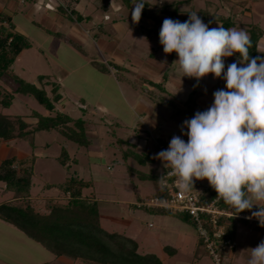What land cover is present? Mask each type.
Here are the masks:
<instances>
[{"label":"rangeland","instance_id":"374dc122","mask_svg":"<svg viewBox=\"0 0 264 264\" xmlns=\"http://www.w3.org/2000/svg\"><path fill=\"white\" fill-rule=\"evenodd\" d=\"M48 1L46 8L39 7L31 19L20 12L14 15L13 24L20 25L28 39L39 47L31 44L24 49L11 70L28 82L37 83V76L41 74L57 81L66 99L54 103L55 109L73 118L83 115L82 118L88 119L91 123L88 128L90 143L86 148L77 147L57 131H38L32 137L0 141V159L14 155L17 158L33 156L30 201L40 211L44 210L47 198L58 197L55 185L75 172L92 182L83 193L94 194L99 225L103 230L134 239L139 253L154 254L160 264H194L193 249L197 240L199 252L204 253L201 264H213L204 245L198 243L199 237L190 223L175 213L138 207L154 194L157 178L163 172L162 162L154 158L155 154L165 146L167 148L170 138L180 135L181 122L191 118L186 113H176L175 110H181L182 106L177 99L183 101L185 94L197 83L195 78L181 77L180 90L174 93L178 87L173 86V82H164L162 72L179 76L175 52L165 54L160 47L150 56L151 49L157 44L156 37L146 38L136 26L149 28L151 33L159 30L162 20L169 15L157 10L156 6L172 0H147L148 16L140 17L136 23L130 15L134 5L127 8L120 0H80L74 15L66 10L65 1ZM30 5L20 3V8L27 10ZM177 9L174 19L181 22L187 19L188 12L194 11L199 16V9H206L210 17L213 11L218 16L230 15L234 20L232 28L246 30L247 24L257 23L264 30V0H181ZM77 14L81 15V20H76ZM215 23L210 28L217 27L219 23ZM258 50H264V35L258 41ZM91 60L112 61L121 68L118 73L112 67L113 72H103L96 69ZM147 80L162 82L163 88H173L169 91L176 96L150 87ZM198 82L202 92L210 87L224 86V82L207 74ZM9 84L8 79L4 82L0 77V85L6 91L11 90ZM45 88L49 91L50 86ZM141 99L166 118L157 117L155 110H146ZM32 111L48 114L32 96L22 94H13L11 104L3 109V113L20 115L28 122L35 120L29 117ZM145 111L152 113L158 123L154 129L145 128L139 122L141 115L146 116ZM174 112L177 116L172 115ZM136 135L140 137L141 146ZM181 138L187 139L186 136ZM160 139L165 142L163 145L159 143ZM62 146L77 160L68 171L55 158ZM46 182L52 185L45 187ZM9 200L11 194L0 190V202ZM254 224L247 220L236 225V248L244 251L241 256L245 260L249 248L264 237V227H254ZM165 244L170 247L163 250ZM170 248H174V254ZM44 261L71 264L67 258L55 257L39 243L0 220V264H40Z\"/></svg>","mask_w":264,"mask_h":264},{"label":"trees","instance_id":"16d2710c","mask_svg":"<svg viewBox=\"0 0 264 264\" xmlns=\"http://www.w3.org/2000/svg\"><path fill=\"white\" fill-rule=\"evenodd\" d=\"M37 0H22L23 3H35ZM65 1V8L70 15H74L75 5L80 0H62ZM133 0H120L122 6L130 8ZM181 3L172 0L169 3L157 5L156 9L165 12L169 18L174 19L178 14L177 6ZM168 6H172L167 9ZM147 4L141 10L140 17L147 15ZM201 20L211 25L218 22L225 28L232 27L234 20L230 15L218 16L213 11L211 17L206 9H199ZM156 20V17H152ZM76 20H81V15H76ZM114 21V19H112ZM146 38L156 37L157 44L153 47V56L155 52L162 47L158 43V30L151 33V29L142 25H136ZM249 32L253 47L249 49V56H264V50H258V41L264 35V30L257 23H249L245 27ZM31 46L30 40L22 33L15 30L11 15L5 13L0 8V77L8 79L13 85L10 91H6L0 85V141H7L15 138L32 137L35 132L54 130L61 134L65 139L72 141L77 147H88L90 138L88 137L89 126L88 119L77 117L73 118L64 111L55 109L54 103L59 102L61 94L60 85L57 81H52L47 75H38L37 83L28 82L17 75L12 70V64L18 54ZM238 54L224 58L225 66L236 60ZM99 62L91 60L90 63L98 70L111 73V67L114 72H119L120 65L105 61ZM168 73L162 72V79L165 80ZM207 75L212 76L211 73ZM222 81L220 78H216ZM201 80V78L199 79ZM49 85V91L45 86ZM150 87L158 88L163 91L162 82L149 81ZM215 85V84H214ZM213 85V86H214ZM199 82L194 84L192 90L186 98L180 103L183 105L181 111L190 116L193 115L195 107L197 111L204 109L196 105V98L200 94L198 89ZM215 87V86H214ZM220 89V88H218ZM13 94H22L32 96L36 102L42 105L48 114L43 115L32 111L29 117L34 118L33 122L26 121L20 115H8L3 113V109L9 107L12 102ZM87 133V134H86ZM120 140V139H118ZM163 145V143H161ZM129 151V150H128ZM130 157L131 155L128 154ZM59 164L68 171L70 166L76 163V158L71 157L65 147L60 148L59 154L55 157ZM33 156L17 158L8 156L0 159V183L2 193L9 192L11 200L0 202V220L21 231L31 240L39 243L55 257H65L71 264H160V260L152 253L141 254L137 251V243L134 239L116 232L103 230L99 225V211L94 194H84V189L92 185L90 179H83L75 172L64 177L63 181L55 185L57 189V198L49 197L44 203V210L40 211L31 204L30 185L32 178ZM166 172L167 169L163 170ZM162 172V173H163ZM160 173V175L162 174ZM159 175V176H160ZM52 184L45 183V187ZM193 186H195L193 184ZM201 199L205 202L214 198L217 194L215 190L206 185L201 187ZM154 195H163L155 183ZM219 206L224 210L234 211L227 204L219 201ZM138 207L151 211L174 213L170 210L155 207L139 205ZM257 210L253 207L251 211ZM248 213L249 210H242L239 213ZM182 220L190 223L194 227V222L186 213H175ZM221 222L225 223V237L234 239L236 225L239 222L246 223L247 219L231 216L222 217ZM257 226V223L254 224ZM235 240V239H234ZM202 245V241L198 240ZM40 264H55L53 261H44ZM225 264H228L227 261Z\"/></svg>","mask_w":264,"mask_h":264},{"label":"clouds","instance_id":"9594fccd","mask_svg":"<svg viewBox=\"0 0 264 264\" xmlns=\"http://www.w3.org/2000/svg\"><path fill=\"white\" fill-rule=\"evenodd\" d=\"M145 4L133 0V23ZM158 43L163 53L175 52L179 85L181 77L198 81L208 73L224 82L212 92L211 104L183 120L180 135L155 154L167 169L157 178L159 189L174 182L188 192L194 179H206L235 214L249 210L245 218L264 227V56H249L253 45L247 30L210 28L194 11L183 22L164 18ZM233 54L239 58L225 66L224 58ZM253 206L257 210L251 211ZM249 249L247 264H264V237Z\"/></svg>","mask_w":264,"mask_h":264},{"label":"built area","instance_id":"2783aa9c","mask_svg":"<svg viewBox=\"0 0 264 264\" xmlns=\"http://www.w3.org/2000/svg\"><path fill=\"white\" fill-rule=\"evenodd\" d=\"M201 196L202 190L199 187L193 186V189L188 192H180L176 189L174 182H170L163 190V195L151 196L139 205L155 206L174 213H186L194 222L197 236L202 241L213 264H225L228 256L234 252L236 241L225 237V223L220 220L222 217L245 218L248 215L233 214L230 210H224L219 206L220 200L216 196L207 202L203 201ZM247 220L258 223L255 218Z\"/></svg>","mask_w":264,"mask_h":264},{"label":"crops","instance_id":"0c3cea01","mask_svg":"<svg viewBox=\"0 0 264 264\" xmlns=\"http://www.w3.org/2000/svg\"><path fill=\"white\" fill-rule=\"evenodd\" d=\"M57 1V0H56ZM49 1L48 0H37L35 3H31V5L29 6V8L27 9V10H23L24 8H20V3H22L23 4V2H22V0H0V8L2 9V11L3 12H5V13H7V14H9V15H11V17H12V20H13V17H14V15L16 14V13H24L25 14V16L26 17H28L29 19H31V17H32V14H34V12H38V10H39V7H41V9H43V8H46V3H48ZM58 2V1H57ZM79 3V2H78ZM78 3L75 5V7H77V5H78ZM16 24V23H15ZM14 27H15V30L16 31H18V32H20V33H22L23 35H25L27 38H29V36H28V34H27V32L24 30V29H22L21 27H20V25H14ZM30 42H31V44H33L36 48H38L39 46H38V44L37 43H34V42H32L31 40H30ZM32 46V45H31ZM30 46V47H31ZM159 50V49H158ZM24 52V50H22L19 54H18V56L16 57V59L14 60V62L20 57V55H22V53ZM116 55L117 54H115L114 55V57H116ZM13 62V63H14ZM177 77H179V76H177V75H173V74H168L167 75V77H166V79H165V81L164 82H166V81H170V82H173V86H175V87H178L179 86V78H177ZM178 81H177V80ZM25 80V79H24ZM147 81H150V80H147ZM153 81V80H152ZM187 81V80H186ZM30 82V81H29ZM154 82V81H153ZM187 82H189V81H187ZM192 85V84H191ZM166 89H167V87L166 86H164ZM193 87H194V84H193ZM155 88V87H154ZM164 88V90L163 91H161L162 93H165V94H167V95H169V96H171V97H175L176 95H174L173 94V92L172 91H169V90H172L171 88H168L167 90ZM46 89V88H45ZM156 89H158V88H156ZM159 90V89H158ZM191 90H192V88H191ZM190 90V91H191ZM214 90H217L215 87H210V88H208V90H206L205 89V91L204 92H200V94L198 95V97L196 98V105L198 106V107H200V108H202V109H206V107L207 106H209L210 104H211V102H212V92L214 91ZM189 91V92H190ZM59 92H60V94H61V99H60V102H63V99H66L64 96H63V94H62V90H61V88L59 89ZM189 92H187L186 94H185V98H186V96L188 95V93ZM160 99H162V96H158ZM150 98V97H149ZM205 98V99H204ZM73 101H74V99H73ZM177 101H178V103H181L182 101L181 100H179V98L177 99ZM75 102V101H74ZM141 102H143L144 103V106H145V109L146 110H148V111H151V110H155V113H157L158 115H157V117H159L160 116V118H162L163 120H164V118H163V114L162 113H160L157 109H154V108H151L150 106V104L148 105V103L147 102H145L143 99H141ZM182 107H183V105L181 106V109H182ZM137 111H138V109H137ZM176 111V113L177 114H180V112H182L181 110H179V109H177V110H175ZM144 112H142V114H143ZM177 114H175V112H174V114L172 113V115H176L177 116ZM145 115L146 116H143V115H141V119H139V122H141V125L143 126V127H145V128H149V129H154L155 127H157L158 126V123L156 122V120H154L153 119V117L154 116H152V113H150V112H147V111H145ZM165 118H166V116H164ZM141 120V121H140ZM146 122H147V124H146ZM160 125V124H159ZM160 126H162V125H160ZM88 134H89V132H88ZM137 136V135H136ZM136 141H138L137 143H139L140 145L139 146H141L142 145V142H141V140H140V137H139V135L137 136V138H136ZM162 142H164L163 140H159V143H162ZM136 143V142H135ZM165 143V142H164ZM132 145V144H131ZM164 147V146H163ZM166 147V146H165ZM164 147V149H166ZM163 170H165L164 168H163ZM193 184L196 186V187H199V188H201V187H203V186H206V185H208V186H210L209 184H208V182H207V180L206 179H200V180H193ZM211 187V186H210ZM244 214H248V213H244ZM258 225V224H257ZM254 227H258V226H254ZM235 233H236V228H235V232H234V239H235ZM236 241V240H235ZM197 240H196V242H195V248L193 249V258H194V264H201V260H202V255L204 254L203 252H199V249H198V247H197ZM163 247H162V249L164 250L166 247H170V245L169 244H165V245H162ZM243 249H245V248H243ZM243 249H241V250H243ZM170 251L174 254V248H170ZM199 254V255H198ZM244 254V251L243 252H240V250L239 249H237L236 247H235V249H234V252L231 254V256H228V259L226 260L227 261V263L228 264H247V260H245V259H243L242 257L243 256H241V255H243Z\"/></svg>","mask_w":264,"mask_h":264}]
</instances>
